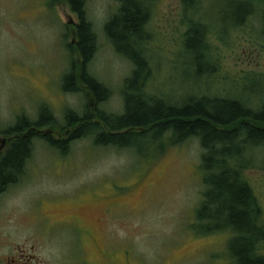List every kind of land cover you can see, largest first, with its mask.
I'll list each match as a JSON object with an SVG mask.
<instances>
[{
  "label": "rangeland",
  "instance_id": "1",
  "mask_svg": "<svg viewBox=\"0 0 264 264\" xmlns=\"http://www.w3.org/2000/svg\"><path fill=\"white\" fill-rule=\"evenodd\" d=\"M151 5L150 90L179 100L202 93L239 96L251 86L243 96L264 101V34L258 18L228 28L229 21L218 14L228 5L203 0L197 16L208 24L203 53L209 67L195 78L183 53L190 22L181 0H152ZM117 6L115 0H86L85 5L97 35L89 72L110 92L100 108L114 114L123 112L122 89L132 71L104 33ZM76 22L65 0H0L1 151L8 142L1 131L19 115L35 120L46 106L56 123L38 131L61 139L68 135L60 128L65 111L86 110L82 86L77 92L62 89L63 75L76 58L67 48ZM139 147L142 156L133 149L96 146L90 135L59 151L36 137L20 180L0 193V250L14 254L22 248L44 264H236L228 251L229 229L215 232L206 224V234L195 229L204 191L198 140L173 144L164 137L158 146L142 142ZM251 159L244 176L263 209L264 224L262 150ZM70 215L80 217L88 231L52 227Z\"/></svg>",
  "mask_w": 264,
  "mask_h": 264
},
{
  "label": "trees",
  "instance_id": "2",
  "mask_svg": "<svg viewBox=\"0 0 264 264\" xmlns=\"http://www.w3.org/2000/svg\"><path fill=\"white\" fill-rule=\"evenodd\" d=\"M65 1L78 22L73 26L72 41L67 44L76 58L70 61L63 75L62 89L77 92L82 86L88 98L86 110L65 111V124L60 128L68 129L66 138L57 139L46 131H38L56 123L46 106L39 109L35 120L19 115L11 126L2 130L9 140L0 155V193L20 180L36 137L62 151L67 150L71 141L91 135L96 146L133 149L140 156L142 142L158 146L164 137L173 144L195 138L202 148L200 170L204 184L203 199L195 213L198 222L195 229L202 234L208 233L204 224L209 227L207 230L215 232L229 229L232 237L228 251L236 264H264V224L260 223L263 209L244 176V171L251 167L252 153L261 149L264 156V101L254 102L243 96L251 86L239 90V96L202 93L179 100L150 90L152 67L146 43L152 0H115L118 6L106 21L104 33L115 52L132 64V71L122 89L123 112L103 110L100 104L110 92L89 72L90 60L97 49V35L87 18L86 0ZM181 2L190 22L184 33L183 53L190 60L194 77L198 78L201 69L209 67L203 53L208 24L203 22L204 16H197L203 0ZM222 2L228 9L221 8L218 14L222 20L229 21L228 28L258 18L264 34V0ZM226 32H223L225 37Z\"/></svg>",
  "mask_w": 264,
  "mask_h": 264
},
{
  "label": "flooded vegetation",
  "instance_id": "3",
  "mask_svg": "<svg viewBox=\"0 0 264 264\" xmlns=\"http://www.w3.org/2000/svg\"><path fill=\"white\" fill-rule=\"evenodd\" d=\"M5 148L2 151L0 150V155L3 153ZM51 225L52 227L61 228V229L56 228L58 230H62V231L69 230L74 234L76 232L85 233L88 231V228L85 225V223L80 219V217L75 215H70L69 217L63 220L56 222V224H51ZM24 250L25 249L19 248L13 251L14 254L12 253L11 249L7 251L0 250V264H44L43 263L44 260L38 257H34L32 254L30 256L29 254L24 253ZM82 251L84 253L83 259H85V248L82 247Z\"/></svg>",
  "mask_w": 264,
  "mask_h": 264
},
{
  "label": "water",
  "instance_id": "4",
  "mask_svg": "<svg viewBox=\"0 0 264 264\" xmlns=\"http://www.w3.org/2000/svg\"><path fill=\"white\" fill-rule=\"evenodd\" d=\"M4 143H5V140H4ZM2 148V147H1ZM1 150V149H0Z\"/></svg>",
  "mask_w": 264,
  "mask_h": 264
}]
</instances>
